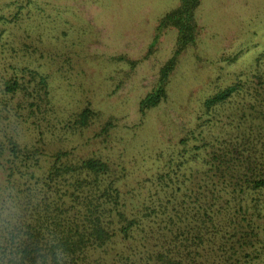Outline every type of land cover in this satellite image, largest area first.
I'll list each match as a JSON object with an SVG mask.
<instances>
[{
	"label": "trees",
	"instance_id": "1",
	"mask_svg": "<svg viewBox=\"0 0 264 264\" xmlns=\"http://www.w3.org/2000/svg\"><path fill=\"white\" fill-rule=\"evenodd\" d=\"M201 1L181 0L160 18L156 33L174 30L176 49L139 102L141 115L167 99L179 57L196 43ZM257 55L251 72L204 100L207 120L197 116L189 132L197 144L187 149L188 137L179 142L183 161L170 159L164 172L139 184L147 188L139 208L130 207L121 190L124 174L110 161L47 151L12 131L3 98L27 90L6 81L5 94L0 91V264H97L107 247L132 240L136 245L127 249L141 255V246L145 264L264 263V53ZM37 85L46 93L43 77ZM73 117V125L86 129L97 115L84 108ZM217 125L220 132L209 134ZM112 127L107 122L102 132Z\"/></svg>",
	"mask_w": 264,
	"mask_h": 264
},
{
	"label": "rangeland",
	"instance_id": "2",
	"mask_svg": "<svg viewBox=\"0 0 264 264\" xmlns=\"http://www.w3.org/2000/svg\"><path fill=\"white\" fill-rule=\"evenodd\" d=\"M180 1L0 0V91L4 95V83L13 79L27 90L3 98L13 115L10 129L47 151L67 149L78 159L110 161L124 174L121 190L130 207L139 208L147 191L139 184L179 159L180 140L189 138L187 149L197 144L189 132L197 116L207 120L201 115L204 100L251 72L255 55L264 53V0H202L196 43L179 57L167 99L141 115L139 102L155 88L176 49L175 31L157 34L158 22ZM40 77L46 93L37 85ZM35 98L37 106L29 107ZM84 108L97 117L79 129L73 115ZM107 122L113 127L105 134ZM207 131L215 135L220 126ZM129 245L136 243L107 247L97 264H124L131 257L145 264L141 246V255L134 256Z\"/></svg>",
	"mask_w": 264,
	"mask_h": 264
}]
</instances>
